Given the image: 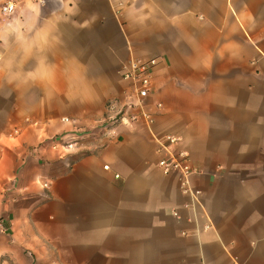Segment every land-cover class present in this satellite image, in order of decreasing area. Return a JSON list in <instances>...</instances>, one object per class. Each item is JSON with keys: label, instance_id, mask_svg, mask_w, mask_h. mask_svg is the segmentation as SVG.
Returning <instances> with one entry per match:
<instances>
[{"label": "crops", "instance_id": "obj_1", "mask_svg": "<svg viewBox=\"0 0 264 264\" xmlns=\"http://www.w3.org/2000/svg\"><path fill=\"white\" fill-rule=\"evenodd\" d=\"M0 57V264H264V0H0Z\"/></svg>", "mask_w": 264, "mask_h": 264}, {"label": "built area", "instance_id": "obj_2", "mask_svg": "<svg viewBox=\"0 0 264 264\" xmlns=\"http://www.w3.org/2000/svg\"><path fill=\"white\" fill-rule=\"evenodd\" d=\"M1 11L4 15H11L15 12V5L7 3L2 6ZM1 58V57H0ZM156 59H149L146 61H132L128 66L122 70V78L127 81L131 87L132 93L128 96V104H131L130 100L132 96L135 97L136 102L133 105H126L125 107H135L136 109L132 112H128L126 109L118 111L114 119L120 118V122L129 123L144 121L145 124H153L152 114L145 111L142 108V100L147 98L153 91L152 84V69L156 66ZM160 106L159 104L157 105ZM63 121L70 122L68 118H63ZM79 133H84L77 129ZM78 138L73 137L70 141L65 139L51 138V146L54 148H65L70 149L74 144L77 143ZM178 138L172 135H166L161 140H158L160 149L164 151V155L158 161V167L164 174L172 172H178L183 176V185L188 184V178L193 173L190 166L188 155L185 152H173L169 149V146L175 145L178 142ZM104 168H108L105 166ZM117 177V175H116ZM46 186V185H44Z\"/></svg>", "mask_w": 264, "mask_h": 264}, {"label": "rangeland", "instance_id": "obj_3", "mask_svg": "<svg viewBox=\"0 0 264 264\" xmlns=\"http://www.w3.org/2000/svg\"><path fill=\"white\" fill-rule=\"evenodd\" d=\"M101 41H103L102 38H101ZM125 86H126V85H125ZM123 89H126V88L124 87ZM84 127H85V126H84ZM85 128H87V127H85Z\"/></svg>", "mask_w": 264, "mask_h": 264}]
</instances>
